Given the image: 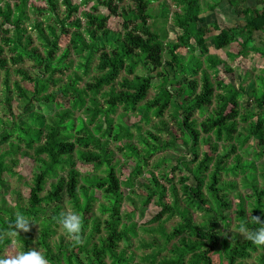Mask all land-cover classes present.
<instances>
[{
	"label": "trees",
	"instance_id": "obj_1",
	"mask_svg": "<svg viewBox=\"0 0 264 264\" xmlns=\"http://www.w3.org/2000/svg\"><path fill=\"white\" fill-rule=\"evenodd\" d=\"M2 1L0 82L3 76L7 93L3 106L9 114L12 112L10 64L17 66L29 59L36 69L34 76L23 68L13 70L33 84V91L23 89L18 82L14 84L15 94L25 100L22 119L16 121L11 115L12 119L5 121L0 117V146L8 147L0 154V196L4 198L5 206L8 176L21 177L9 163L15 164L20 153L32 158L37 169L27 201L22 204L17 194L13 207H0V230H7L9 222L14 223L15 214L19 212L40 225L38 245L45 250L50 264H108L107 259L110 264H143V259L134 263V252L128 257L132 239L138 236V223L133 221L136 210L123 214L122 205L126 198L133 201V193L128 195L127 191L135 187L136 180L146 171L150 157L158 151L174 149L189 155L191 160L177 159L172 171L159 176L151 171L152 187L143 185L147 196L141 197L142 206L147 207L156 198L160 207L150 220L151 224H158V229H143L165 239L164 245L143 244L145 248L156 250L146 262L264 264V247L258 249L239 233L232 235V241L225 235L233 221L238 222L237 228L240 223L247 222L250 229H255L260 225L251 221V217L260 216L264 220V167L260 171L255 162L264 154V69L258 88L254 84L247 89L243 85L221 83L218 80L220 67L229 73L233 69L225 60L211 54L209 46L210 41L219 51L237 44L240 48L237 53H227L232 61L251 52L264 58V48L257 46L255 40L257 32L264 34V0H255V6L247 5L249 0H213V4L207 0H173L178 10L172 13V24L181 34L170 43H166L165 35L148 23L151 5L156 0H129L134 9L122 7L119 3L124 0H118V3L115 0H84V5L95 4L92 11H83L81 17L75 16L81 5L73 6L71 0H63L66 11L62 19L58 16L56 0H43L47 4L46 10L35 4L29 5V0L1 5ZM225 1L243 17L245 25L220 27L217 23H207L206 9L213 12ZM100 6L107 8L110 15L96 13ZM30 11L44 14L45 20L53 19L56 23L36 20L28 27ZM170 12L165 3L162 16L168 18ZM113 16L122 18L121 31L108 27ZM28 28L37 32L42 53L33 47L34 40ZM212 29L219 33L209 38L207 35ZM62 47V54L57 56ZM183 50L185 54L181 53ZM71 51L78 57L87 55L86 75L93 59L98 61L95 69L98 74L81 88L78 84L84 75L76 71L64 84L56 77L72 66L73 61L66 63ZM122 72L125 75L121 77ZM154 79L158 84H154ZM51 87L56 89L51 91ZM152 88L158 91L148 100ZM36 104L55 105L56 112L46 117L38 111L40 107L36 108ZM214 105L212 114L203 121L195 117L196 113L205 115ZM253 106L257 107V114L251 111ZM119 108L123 113L116 124L111 116ZM79 110L84 117L76 116ZM168 110H171L179 135L175 131L169 134L168 122L164 120ZM138 111L147 125L152 123L153 116L161 122L162 130L158 126L153 130L167 132L171 140L162 145L154 131H147L142 152L132 143L117 147L126 163L133 156L137 157L134 170L122 180L117 172L118 164H114L115 150L111 145L125 140L130 142L134 138L132 127L141 134V125L134 123L130 127L126 121L128 114ZM79 122L80 130H74L73 124L77 126ZM241 123L246 124L242 130ZM252 139L257 141V146L253 150L255 159L249 161L240 151ZM200 150H203L201 159ZM77 161L94 165L95 172L101 171L95 173L91 184L82 183ZM176 170L184 172L178 181L180 188L174 182ZM230 175L241 176L243 188L250 193L243 195L237 190L236 181L223 180L224 176ZM259 178L263 181L261 187ZM168 192L172 197L170 203L165 201ZM234 193L236 209L233 217L230 215L233 208L230 196ZM65 197L83 218L84 242L81 245L65 243L63 235L54 245L50 242L57 236V218ZM102 200L110 206L105 207L100 203ZM96 203H100V215L93 214ZM195 213H202V223H197ZM105 214L107 218H104ZM176 217L180 221L170 233L166 232L164 223ZM17 238L20 241L22 234ZM177 238L179 240L169 250L168 244ZM9 243L8 240L0 243V253ZM121 244H124L123 248ZM29 245L25 243L23 251L29 250ZM165 252L169 255L162 257ZM216 255L218 262H215ZM250 260L255 261L251 263Z\"/></svg>",
	"mask_w": 264,
	"mask_h": 264
},
{
	"label": "rangeland",
	"instance_id": "obj_2",
	"mask_svg": "<svg viewBox=\"0 0 264 264\" xmlns=\"http://www.w3.org/2000/svg\"><path fill=\"white\" fill-rule=\"evenodd\" d=\"M209 1V4H213V0H207ZM6 2H9L11 4H14L16 2H19V0H3L1 2V5H4ZM57 4H58V16L60 19L65 17V11H66V7L62 4L63 0H56ZM71 2L73 3V6L75 5H81L80 9L78 10V12L76 13V17H81L82 12L83 11H92V6L95 4V2H90L87 5H84V0H71ZM252 1V5H253ZM115 3H118V0H115ZM167 4V6H169L170 8V14L168 18H165L164 16H162L161 13V9L162 6L164 4ZM30 4H35L36 6L42 8V9H47V4L43 1V0H29V5ZM122 7H125L126 9H128V7H132V9H134V6L130 4L129 0H124L123 3H119ZM28 5V7H29ZM204 8H206V5H203ZM178 10L175 7V4L173 3V0H156L152 3L151 5V10H150V14H151V19L148 21L149 24H151V26L155 29L158 30L161 34L165 35V42L166 43H170L173 42L177 39V36H179L181 34V31L176 29L173 24H172V13ZM102 13L104 15H110V12L107 8H105L104 6H100L99 10L96 13ZM205 15L207 17V23H209L210 25H213L215 23H217L220 27H234V26H243L244 24V20L242 16H239L234 9L229 5L228 2H223L215 11H209L206 9ZM29 16H30V21L27 23V26H29L30 23H34L36 20L38 21H45V23H51V24H55V20L51 19L50 21L45 20L44 18V14H33L32 11L29 12ZM82 23L84 24V19L82 18ZM121 23H122V18L119 16H113L109 19L108 21V27L113 28V30L115 31H121ZM74 28H72L73 30ZM28 32L32 35L34 43H33V47H37L39 52H43V47L40 45L39 40L37 38V32L34 30H31L30 28H28ZM71 32V31H70ZM218 31H215L212 29L211 33H209L207 36L210 38L212 35H216L218 34ZM69 36V34H68ZM255 40H256V45L260 46L262 48H264V34L257 32L255 34ZM209 46H210V52L211 54H215L217 56H219V58L223 59L226 61V63L229 65L230 68H232V72H225L223 67H220V76H219V81L221 83L224 84H229V83H233L235 85H237V87L239 85H243L245 86L247 89L251 87V85H256V87L258 88L260 86V81H259V77L262 73V70L264 69V58H262V56L258 53L255 52H251L249 53L246 57L244 56H240L235 60H231L227 57V53L231 52V53H237L238 50H240V48L237 46V44H234L232 47H228L226 50H215L212 47V43L209 41ZM61 50L58 52L57 56H60L63 52L64 47L60 48ZM181 53L185 54V50H183ZM8 56H10V53L7 54ZM86 56L84 57H78L76 56L72 51L71 54L69 56V58L66 60V63L70 64L73 61L72 66L69 67V69L64 70L63 74H57L56 77L61 79L60 84H64L67 82L68 80V76L71 75L73 72H78L79 75H84L83 80L79 82L78 87L81 88L85 85L86 82L89 81V79H91L92 77L96 76L98 73L95 71L96 69V65H97V58L93 59V62L91 63V65H89L88 69V75H86L87 72V67H86ZM10 66H12V70H11V76H10V88H11V95L10 97H12V112L11 114H9L6 110H4V102L6 100V89H5V79L1 78V82H0V117L3 118L5 121L7 120H11L12 116L15 118L14 120L18 121L20 119H22V115L24 112V106H25V100L23 98H20L18 96V94H15V83H20V86L23 89L29 90V91H33V84L23 80L19 75L13 73L14 69H19V68H23L25 69L30 75L34 76L36 74V69H35V63L32 62L29 59H26L24 61V63L14 66L12 64H10ZM142 69V68H140ZM139 69V70H140ZM157 72H154L153 75H156ZM125 74L122 72L121 77L124 76ZM131 77V76H130ZM154 84H158V80L154 79ZM59 84V85H60ZM54 89H56L55 87H51V91H54ZM157 89L156 88H152L148 94L147 99H153L155 94L157 93ZM40 107L38 109V111H40L42 114H44L46 117L49 116H53L54 112H56V107L55 105H46V104H42L40 106V104H36L35 106ZM215 105L210 107L205 115H200L199 113L195 114V117L197 119H199V121H203L204 119H206L207 117H209L212 113V111L214 110ZM251 111L254 114L258 113V109L256 106H253L251 108ZM123 113L122 108H119L117 110V112L112 115L111 117L114 119L115 123H119V121L121 120V114ZM244 113V111H243ZM24 116V115H23ZM76 116H82L84 117V114L82 111H76ZM120 119V120H119ZM164 120L166 122H168L169 125V134L172 133V131H175L177 135L180 134L179 130L177 129V126L174 123V119L171 117V110L166 111L165 116H164ZM126 121L128 122V125L131 127L133 126V124L135 123L136 125H141L143 130L140 134L139 131H137L135 128L132 127V132L134 133V138L130 141L127 142V140L119 142L118 144H112L111 145V149L115 150V159H114V164H118L117 166V172L119 173V176L121 177L122 180H125L127 178V173H131L136 165V156H133V158H131L129 160V162L126 160L122 154L121 151L118 150L117 147H125L127 144H135L136 147H138V149L142 152L145 145H144V139H147V131H151L153 132L154 127L158 126L161 124V122H159L154 116L152 119V123L150 124H146L145 122H143V120L140 117V112H136V114H128V117L126 119ZM70 122V121H69ZM68 122V123H69ZM74 125V130L79 131L81 128V124L79 122V124L76 126ZM246 127V124L241 123L240 124V129H244ZM72 127H69V129H71ZM161 130L162 128L159 127ZM247 133V132H246ZM245 133V134H246ZM154 134L158 136L159 138V143L162 145H165L166 142H168L169 140H171V137L168 136L167 132H162V133H156L154 131ZM236 145H238V142L235 141ZM257 146V141H254V139L250 140L247 145L244 147L243 150L240 151V154L244 157L245 160H254L255 159V152L254 147ZM8 150L7 146H0V154L4 151ZM203 156V150H200V159ZM182 157H184L187 160H191V158H189V155H182L180 153H177L176 150L174 149H169V150H162V151H158L156 154H154L153 156L150 157L149 163H148V167H146V171L143 173L142 176H140V178L136 181L137 184L135 185V187L133 189H130L129 191H127L128 195L129 193H133V201L129 202L127 200V198L124 200V203L122 205V213H127V212H132L134 211V209L136 210L135 216L133 221L138 223V228H137V233L138 236L134 237L132 239V247L128 250V257L132 254V252H134V254H136V257L134 258V263L137 262H141V259H143L142 263L143 264H148L146 262L147 258L150 255H153L156 250L155 249H149V248H145L143 246V244L148 243L149 242H154L155 244H162L164 245L165 243V239L163 237H161L158 233H149L146 232L143 228H153L156 227L158 229V224L154 223L151 224L150 220L151 218L154 216V214L160 210V207L157 205V199L155 198V200H152V202L147 206V207H143L142 206V199L141 197L147 196V191L146 189H144L143 185H150V188L152 187V184H150V177L151 174L150 172L153 171L155 172V175L159 176V174H165L169 171H172V169H174V167L177 165V159H181ZM232 161V160H230ZM9 162V161H8ZM256 165L258 167V169L261 171L262 168L264 167V154L261 155V157L259 159H255ZM156 165H160L158 168H156ZM9 166H11L12 168H14V170L19 173L21 175V177H19V175L10 177L8 176V189L7 192L5 193V199H6V205L3 203L4 199L3 197L0 196V207L4 206V207H13L15 205L16 199H17V194L21 197V203H25L27 201V199L29 198L30 195V186H32V178L34 175L35 170L37 169V164L36 162L29 157H23L20 153L17 155V161L15 164L9 163ZM194 165H192L193 167ZM77 168L79 169V171L82 173V183L85 185H89L94 181V176L95 173L100 174L101 171L95 172L94 170V165L92 164H87V163H82L80 161H77ZM259 171V172H260ZM62 175L66 176V173H63ZM175 175V180L174 182L177 184V187L180 188V184L178 183L180 177L182 175H184V172L180 171V170H176L174 172ZM260 176V174H259ZM223 180L225 181H236L237 183V190L240 191L243 195H247V192L250 193V191H247L243 188V182H242V177L238 176V177H232L230 176H224ZM51 183V182H50ZM50 183L47 186V190L50 189ZM136 183V182H135ZM161 183H163L164 185H166L167 188L170 187L169 184H167L165 181L161 180ZM263 181L259 178V186H262ZM236 193V192H235ZM235 193L231 194V199L233 200V208L230 210V215H232L234 217V215L232 213H234L236 206H234V204L236 203L235 201ZM180 196H183V194H181L180 192ZM165 201L167 203L172 202V197L170 195V193L168 192L167 197L165 199ZM235 202V203H234ZM100 203L104 204L105 207L106 206H110L109 203L107 201L102 200ZM100 203H96L94 205V209H93V214L95 215H100L101 214V208H100ZM53 207V206H52ZM52 207L49 210V212L51 213L52 211ZM137 208V209H136ZM67 209H73L72 205L68 202L67 197H65V199L63 200V208H62V212L66 211ZM92 214V215H93ZM195 219L197 221V223H202L204 221L203 217H202V213H195ZM104 218H107V214L104 215ZM180 221L179 218H173L169 221H166L164 223V228L166 230V232L170 233L173 228L178 224V222ZM238 224V222L233 221L231 227L228 229V231H226L225 235H229L230 241H232V235L234 233H239L238 232V228L236 227V225ZM33 233L31 234L29 233H23L22 234V239L19 241L18 238L16 237V239L20 242V244L22 245L21 248H18V251H23L24 250V245L25 243H30L29 247L30 249L32 248H40L44 254H45V250L40 247L38 245V241H39V236H40V225L39 224H35L33 227ZM232 229V231L230 230ZM57 236H54L53 240H51V244L54 245L55 243L59 242V239L61 238V236L63 235L65 237V243L68 244H72V241H70L65 233L61 230L60 225L59 228L57 229ZM240 234V233H239ZM241 235V234H240ZM179 240V238L174 239L170 244H168V249L171 250L173 247L174 243H177V241ZM154 244V245H155ZM124 247V244H121V248ZM169 255L168 252H165L163 256H167ZM256 255V254H255ZM219 258L216 255L215 256V262H218ZM255 260H250L249 262L253 263ZM109 259H107V263H109Z\"/></svg>",
	"mask_w": 264,
	"mask_h": 264
},
{
	"label": "clouds",
	"instance_id": "obj_3",
	"mask_svg": "<svg viewBox=\"0 0 264 264\" xmlns=\"http://www.w3.org/2000/svg\"><path fill=\"white\" fill-rule=\"evenodd\" d=\"M251 221L260 225L250 229L247 222L239 224L238 232L247 240L251 241L258 249L264 247V220L260 216H252ZM57 223L66 237L76 245L83 244V218L72 209L60 213ZM36 223L29 217L17 212L15 222H9L7 230H0V243L5 240L10 243L0 253V264H50L44 252L40 248H32L27 251H18L22 245L16 239L20 233H29ZM232 231V229H230Z\"/></svg>",
	"mask_w": 264,
	"mask_h": 264
},
{
	"label": "crops",
	"instance_id": "obj_4",
	"mask_svg": "<svg viewBox=\"0 0 264 264\" xmlns=\"http://www.w3.org/2000/svg\"><path fill=\"white\" fill-rule=\"evenodd\" d=\"M252 1H254L253 2V5L251 4L252 3ZM251 2V3H250ZM257 4V2L255 1V0H249L248 2H247V5H249V6H255ZM259 6V5H258ZM260 7V6H259Z\"/></svg>",
	"mask_w": 264,
	"mask_h": 264
}]
</instances>
